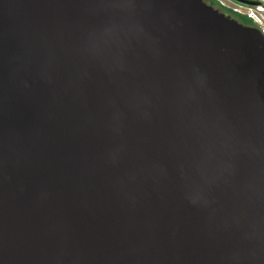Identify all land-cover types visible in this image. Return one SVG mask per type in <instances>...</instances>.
I'll list each match as a JSON object with an SVG mask.
<instances>
[{
  "label": "water",
  "instance_id": "water-1",
  "mask_svg": "<svg viewBox=\"0 0 264 264\" xmlns=\"http://www.w3.org/2000/svg\"><path fill=\"white\" fill-rule=\"evenodd\" d=\"M0 264H264L259 30L203 0H0Z\"/></svg>",
  "mask_w": 264,
  "mask_h": 264
},
{
  "label": "built area",
  "instance_id": "built-area-1",
  "mask_svg": "<svg viewBox=\"0 0 264 264\" xmlns=\"http://www.w3.org/2000/svg\"><path fill=\"white\" fill-rule=\"evenodd\" d=\"M251 4L238 3L232 11L251 20L264 37V0H243Z\"/></svg>",
  "mask_w": 264,
  "mask_h": 264
},
{
  "label": "rangeland",
  "instance_id": "rangeland-1",
  "mask_svg": "<svg viewBox=\"0 0 264 264\" xmlns=\"http://www.w3.org/2000/svg\"><path fill=\"white\" fill-rule=\"evenodd\" d=\"M205 3L210 4L214 9L223 13L227 17L233 18L238 23L244 26H250L256 28V25L245 16L239 15L232 11V6H236L238 3L233 0H203ZM213 4V5H212ZM227 13V14H226Z\"/></svg>",
  "mask_w": 264,
  "mask_h": 264
},
{
  "label": "flooded vegetation",
  "instance_id": "flooded-vegetation-1",
  "mask_svg": "<svg viewBox=\"0 0 264 264\" xmlns=\"http://www.w3.org/2000/svg\"><path fill=\"white\" fill-rule=\"evenodd\" d=\"M213 5V4H212ZM223 14V13H222ZM227 14V13H226ZM226 16V15H225ZM227 17V16H226ZM233 19V18H232Z\"/></svg>",
  "mask_w": 264,
  "mask_h": 264
}]
</instances>
